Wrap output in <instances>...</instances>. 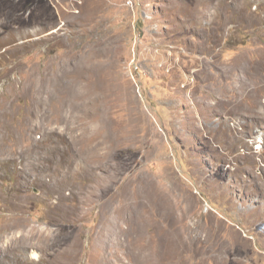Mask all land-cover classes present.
I'll list each match as a JSON object with an SVG mask.
<instances>
[{"label":"rangeland","instance_id":"1","mask_svg":"<svg viewBox=\"0 0 264 264\" xmlns=\"http://www.w3.org/2000/svg\"><path fill=\"white\" fill-rule=\"evenodd\" d=\"M0 264H264V0H0Z\"/></svg>","mask_w":264,"mask_h":264},{"label":"bare ground","instance_id":"2","mask_svg":"<svg viewBox=\"0 0 264 264\" xmlns=\"http://www.w3.org/2000/svg\"><path fill=\"white\" fill-rule=\"evenodd\" d=\"M244 79H245V78H244ZM6 232H7V231H6ZM238 240H240V238H238ZM236 243H238V244H239V243H240V241H237V240H236ZM238 248H239V246H236V247H235L236 251H240V252H242V251H243V250H237ZM233 250H234V249H233ZM235 253H236V252H235ZM12 254H13V253H12ZM239 255H240V253H239ZM10 256H11V255H10Z\"/></svg>","mask_w":264,"mask_h":264}]
</instances>
